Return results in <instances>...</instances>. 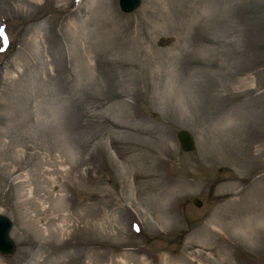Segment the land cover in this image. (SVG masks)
<instances>
[{
	"label": "rangeland",
	"instance_id": "rangeland-1",
	"mask_svg": "<svg viewBox=\"0 0 264 264\" xmlns=\"http://www.w3.org/2000/svg\"><path fill=\"white\" fill-rule=\"evenodd\" d=\"M141 4L0 0V264H264V0Z\"/></svg>",
	"mask_w": 264,
	"mask_h": 264
},
{
	"label": "water",
	"instance_id": "water-1",
	"mask_svg": "<svg viewBox=\"0 0 264 264\" xmlns=\"http://www.w3.org/2000/svg\"><path fill=\"white\" fill-rule=\"evenodd\" d=\"M142 3V0H120L121 9L124 12H132L137 9ZM177 137L181 143L184 151H191L195 149V140L193 135L188 130L181 129L177 132ZM194 203L197 206H201L202 202L198 199H194ZM14 221L0 213V252L3 254H13L15 252L16 244L11 237V231L13 229Z\"/></svg>",
	"mask_w": 264,
	"mask_h": 264
},
{
	"label": "snow or ice",
	"instance_id": "snow-or-ice-1",
	"mask_svg": "<svg viewBox=\"0 0 264 264\" xmlns=\"http://www.w3.org/2000/svg\"><path fill=\"white\" fill-rule=\"evenodd\" d=\"M0 38H3L4 45L8 44V38L4 33V29L0 28Z\"/></svg>",
	"mask_w": 264,
	"mask_h": 264
}]
</instances>
